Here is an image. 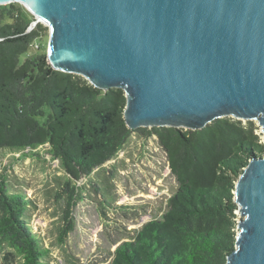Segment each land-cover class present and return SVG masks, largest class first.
<instances>
[{"label": "trees", "instance_id": "trees-1", "mask_svg": "<svg viewBox=\"0 0 264 264\" xmlns=\"http://www.w3.org/2000/svg\"><path fill=\"white\" fill-rule=\"evenodd\" d=\"M46 29L22 4L0 5V150L26 156L45 147L59 160L67 175L55 194L65 199L63 244L75 226L77 182L114 159L136 129L126 123L122 88L103 90L57 70L46 52L23 57ZM138 129L157 136L178 186L164 214L119 244L110 264H226L237 235L236 180L251 156L264 153L258 127L227 116L201 129ZM32 204L0 176V264H51L27 218Z\"/></svg>", "mask_w": 264, "mask_h": 264}, {"label": "water", "instance_id": "water-1", "mask_svg": "<svg viewBox=\"0 0 264 264\" xmlns=\"http://www.w3.org/2000/svg\"><path fill=\"white\" fill-rule=\"evenodd\" d=\"M19 2L50 35L57 70L122 88L129 128L201 129L256 119L264 133V0H0ZM235 249L226 264H264V153L233 191Z\"/></svg>", "mask_w": 264, "mask_h": 264}, {"label": "rangeland", "instance_id": "rangeland-1", "mask_svg": "<svg viewBox=\"0 0 264 264\" xmlns=\"http://www.w3.org/2000/svg\"><path fill=\"white\" fill-rule=\"evenodd\" d=\"M40 22L47 29L23 57L47 52L50 30L46 22ZM239 120L243 124L251 121ZM252 121L264 144L261 126L256 119ZM25 152L28 155L1 149L0 176H7L12 191H22L33 201L27 218L49 248L51 264H110L119 244L131 239L143 224L164 214L168 198L178 186L157 136L136 128L114 159L77 182L81 195L73 208L75 226L61 244L58 231L65 199H57L55 194L66 181V172L45 147L35 150V155ZM1 256L0 248V261Z\"/></svg>", "mask_w": 264, "mask_h": 264}]
</instances>
